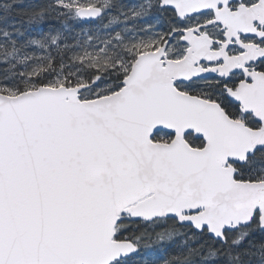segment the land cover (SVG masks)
Returning a JSON list of instances; mask_svg holds the SVG:
<instances>
[{"label": "snow or ice", "instance_id": "6c2138e0", "mask_svg": "<svg viewBox=\"0 0 264 264\" xmlns=\"http://www.w3.org/2000/svg\"><path fill=\"white\" fill-rule=\"evenodd\" d=\"M0 264H264V0H0Z\"/></svg>", "mask_w": 264, "mask_h": 264}, {"label": "trees", "instance_id": "16d2710c", "mask_svg": "<svg viewBox=\"0 0 264 264\" xmlns=\"http://www.w3.org/2000/svg\"><path fill=\"white\" fill-rule=\"evenodd\" d=\"M129 2H132V0H129Z\"/></svg>", "mask_w": 264, "mask_h": 264}]
</instances>
